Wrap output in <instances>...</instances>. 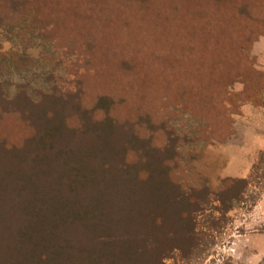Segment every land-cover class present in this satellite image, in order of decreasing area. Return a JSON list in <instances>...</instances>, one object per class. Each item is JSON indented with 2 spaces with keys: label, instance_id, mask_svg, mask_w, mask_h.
Masks as SVG:
<instances>
[{
  "label": "rangeland",
  "instance_id": "rangeland-1",
  "mask_svg": "<svg viewBox=\"0 0 264 264\" xmlns=\"http://www.w3.org/2000/svg\"><path fill=\"white\" fill-rule=\"evenodd\" d=\"M263 19L264 0H19L0 16V102L27 112L0 121V206L48 190L39 264H264V106L239 97L241 53L264 71ZM58 85L82 99H40ZM100 95L109 150L76 120ZM98 143L109 169L80 181L66 152Z\"/></svg>",
  "mask_w": 264,
  "mask_h": 264
},
{
  "label": "trees",
  "instance_id": "trees-1",
  "mask_svg": "<svg viewBox=\"0 0 264 264\" xmlns=\"http://www.w3.org/2000/svg\"><path fill=\"white\" fill-rule=\"evenodd\" d=\"M18 1L19 0H0V16H2V14H4V12H6V10H8L13 3H17ZM250 8V4L245 1L236 2L231 6L233 19L237 20V18L240 19V17L244 16L245 21L248 23L246 24V28L250 26L249 16L251 14L247 13ZM262 21H264V19ZM245 43L247 44L248 42L245 41ZM241 55L243 61L245 62L243 66H249L250 63L253 67L252 61H250L248 58L249 56L242 53ZM251 65L249 66L248 70H245V72L242 73V75L240 74V81L244 84V91L239 97L241 98L240 100L252 101L255 104L261 103V105L264 106V71L257 72L251 67ZM61 82L65 84L63 87L69 85H72L74 88L78 89L81 87V83L78 81L72 83L67 80H62ZM63 87L60 88L58 85L52 89L51 94H40V99L53 100V97H55L65 102H68L70 98L77 100L82 99L81 96L84 94V92L79 90L73 92V90H66ZM111 97L113 96H97V100L95 99V105L90 109V111L81 110L83 113L85 112L86 115L85 118H83L84 120L76 119L77 124L81 128V132L86 133L87 135L95 136L97 139L103 138V142L107 147V150H109V147L105 143L108 139L113 138L112 136L115 134L117 131L116 129L118 128L117 122L110 116V111L113 106ZM20 98L23 99L27 104L32 106L35 105L31 98L24 93H20ZM231 101L234 103H230L229 107L231 108V113H234L235 108H237V101ZM9 104L12 103L9 102ZM78 107L81 109L80 105H78ZM39 110L42 111L41 108ZM26 113L27 112H23L18 107H12V109L9 107L3 108L2 103L0 102V121L5 115H13L18 118L20 117V119L23 121L25 120L24 116L27 115ZM45 113L48 115V117H51V115L48 114L49 112L45 111ZM46 114L43 113L39 119L45 117ZM214 119V117L210 118L211 121ZM86 120L92 122V130H89L85 125ZM1 123L2 122H0V124ZM63 128L66 129L69 127L64 125ZM31 129L35 128L31 127ZM54 139L55 138L52 137L48 142L49 145L46 146H53ZM92 146L93 152H91L90 149L85 150L86 147L83 146L82 149L78 148L74 151L69 149L66 152L69 160L73 162L69 171L73 173L78 171L80 181H84L86 179L96 181L100 174L109 169L107 167L108 164L106 161L100 157V149L102 144L98 143L97 146L92 144ZM263 163L264 154L261 155L257 164L254 166L253 173H255V175L259 173L260 169H262ZM64 169L67 170L65 174H69V168L64 167ZM228 183H242L244 184V189H247V187L250 185L248 180H228L223 184L226 186ZM24 191L25 189L23 185L18 186L13 190V192H16L19 207L16 206L14 209L9 207V209L12 210L7 212V215L4 212L5 209H3L2 205L0 206V264H39L45 258L43 253L47 250L44 251V249L50 242L51 237H53V219L50 217V215L53 214V202L48 190H42V188H40V190L37 191V194L32 198H29ZM51 206L52 208H44ZM23 217H26V219L28 218L30 220H21ZM183 248L186 249L185 246H183ZM178 249L181 251L180 248Z\"/></svg>",
  "mask_w": 264,
  "mask_h": 264
}]
</instances>
